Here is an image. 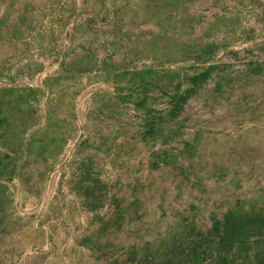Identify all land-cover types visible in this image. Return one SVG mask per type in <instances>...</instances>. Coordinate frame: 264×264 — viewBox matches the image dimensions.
I'll return each instance as SVG.
<instances>
[{
  "label": "rangeland",
  "instance_id": "374dc122",
  "mask_svg": "<svg viewBox=\"0 0 264 264\" xmlns=\"http://www.w3.org/2000/svg\"><path fill=\"white\" fill-rule=\"evenodd\" d=\"M201 59L219 68L162 134L138 136L133 102L103 103L127 82L105 69L193 74ZM171 92L153 88L151 105ZM0 94L2 122L29 124L0 127V158L25 156L0 174V264H210L215 245L191 252L198 231L264 212V0H0ZM51 116L68 140L26 164Z\"/></svg>",
  "mask_w": 264,
  "mask_h": 264
},
{
  "label": "trees",
  "instance_id": "16d2710c",
  "mask_svg": "<svg viewBox=\"0 0 264 264\" xmlns=\"http://www.w3.org/2000/svg\"><path fill=\"white\" fill-rule=\"evenodd\" d=\"M214 50V46L209 44L207 47L197 50V57L200 59V52L214 53ZM200 61L202 64H199V66H204L193 74H184L174 68H168L162 72L152 67L143 69L131 68L129 72L119 71L118 73L113 72L114 70L105 69L103 74L101 72V75H98L99 77H104L107 81L114 79V81L119 82L123 79V81L127 80V82L125 85L115 86L114 94L110 93V96L104 94L103 98L106 99L103 100V103L106 105L108 101L113 104L133 102L136 109L143 112L142 120L144 121L145 130L138 136L146 138L147 136L162 134L164 133L166 122H175L180 117L189 99L219 68L217 64H208L205 66L206 59H201ZM207 62H209V60H207ZM89 69L91 68L86 67L80 70V72L82 74L91 71ZM254 69L257 72L260 71L257 66H255ZM161 73H164V75ZM77 74L79 73H76V75ZM49 79L50 78L47 79V84L49 83ZM59 80L58 78L57 81ZM171 85L172 92L169 94L167 108L157 109L153 107L151 105L150 96L152 89L158 87L160 90L165 91L168 90V87ZM41 93L42 89L40 88H29L25 94H19L20 101L26 102L30 107L28 112H30L29 119L32 121V126L40 124V122H38L37 103ZM77 93H79V90H77L75 94L73 93L74 95L72 94V98L70 97L68 101V103L71 104L70 107H72V110L74 108V97ZM3 103L4 100L0 94V112H2ZM68 113L73 120H75L74 113L71 110H69ZM14 118L16 121V117L11 116L10 120L6 119L3 122L0 118V127H2V129L6 126L8 127L7 133L4 136H22L24 133H27L29 124L27 127L24 123L14 124V120H12ZM65 121L66 120L61 117H49L47 123L44 124L46 127L40 128V134L33 135L27 144L26 153L27 157H30L31 160L27 161L26 164L32 162L33 159H35L36 162L39 161L38 159L41 157L43 151H47L48 149L52 150L54 147L57 148L60 144L68 140V133L63 130L66 124ZM20 128H22V130H19ZM70 128L71 130L73 129L72 123ZM70 132L69 130V133ZM52 145L54 147H52ZM22 146L23 145L20 144L21 148H19V153L17 152L18 154L16 157L7 156V158H0V174H6L5 170L9 171V169H11V173H16L23 159L22 157H25L22 155ZM198 233L199 239L194 243L195 249L191 248V252H194V250L195 252H199V248L205 251L206 246L215 245L218 253L210 264H264V212L242 213L230 210L224 214L222 219H213L210 229L206 231L200 230ZM253 237H257V240H254ZM158 264L177 263L169 258L167 261Z\"/></svg>",
  "mask_w": 264,
  "mask_h": 264
}]
</instances>
